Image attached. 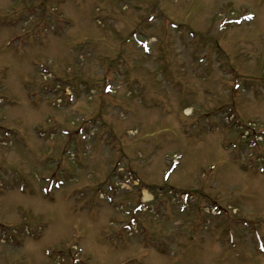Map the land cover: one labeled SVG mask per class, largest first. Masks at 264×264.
Here are the masks:
<instances>
[{"label":"rangeland","instance_id":"1","mask_svg":"<svg viewBox=\"0 0 264 264\" xmlns=\"http://www.w3.org/2000/svg\"><path fill=\"white\" fill-rule=\"evenodd\" d=\"M255 134L264 0H0V264H264Z\"/></svg>","mask_w":264,"mask_h":264},{"label":"bare ground","instance_id":"2","mask_svg":"<svg viewBox=\"0 0 264 264\" xmlns=\"http://www.w3.org/2000/svg\"><path fill=\"white\" fill-rule=\"evenodd\" d=\"M188 112V110H186V113ZM188 114V113H187ZM171 175V174H170ZM168 179H170V176L168 177ZM142 197H143V201H147L148 200V195H147V193L145 192V191H143V195H142Z\"/></svg>","mask_w":264,"mask_h":264}]
</instances>
